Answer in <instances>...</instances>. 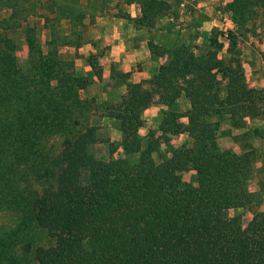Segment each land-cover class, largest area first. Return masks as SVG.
I'll list each match as a JSON object with an SVG mask.
<instances>
[{"label":"trees","instance_id":"trees-1","mask_svg":"<svg viewBox=\"0 0 264 264\" xmlns=\"http://www.w3.org/2000/svg\"><path fill=\"white\" fill-rule=\"evenodd\" d=\"M135 1L140 14L127 19L137 29L168 8L165 0ZM56 6L71 31L51 29L43 49L26 29V71L14 39L0 32V206L17 211V224L0 231V264H264V211L246 224L227 215L251 202L252 153L215 145L223 117L240 126L264 107L263 89L246 83L236 34H226L222 56L214 31L209 53L148 39L151 56L167 59L137 83L120 74L125 92L103 116L118 122L121 138L117 146L108 140V157L98 158L90 149L102 142L89 122L91 101L81 97L89 79L57 53L85 42L77 28L85 14ZM252 7L264 9V0H231L225 8ZM153 104L161 105L158 134L150 129L144 141L138 130ZM183 133L189 143L172 146L171 137ZM188 170L195 185L182 182Z\"/></svg>","mask_w":264,"mask_h":264},{"label":"rangeland","instance_id":"rangeland-1","mask_svg":"<svg viewBox=\"0 0 264 264\" xmlns=\"http://www.w3.org/2000/svg\"><path fill=\"white\" fill-rule=\"evenodd\" d=\"M165 1L168 6L166 13L158 17L150 28L141 27L137 29L133 21L127 19L128 15L136 18L140 14L141 6L135 0H0V32L14 39L17 45V64L22 71L27 70L30 59L28 45L24 36L26 29H32L36 35L37 42L43 49H46L45 41L51 29L56 31L64 29L68 34L71 31L69 19L62 18L60 13V16L56 17V12H53V8H57L56 5L61 8L62 5L67 7L70 4L85 14L82 24L77 26L78 29L80 28L86 33L87 37L84 40L85 42L79 46L82 49L79 50V47L71 45H62L58 47L57 53L59 58L73 61L74 69L78 76H85L89 79V84L82 90L81 97L91 101L90 112H92V115L89 122L90 125L96 126V133L102 142L91 145L90 149L98 158L108 157V140L113 142L114 146H117L121 138L118 122L103 116L105 106L117 102L121 92L119 94L117 90L110 91V100L106 101V103L101 101V97H103L101 90L103 65L99 60V51L87 53L89 46L84 47L86 43H91L94 36L98 35L99 27L104 25V21H122L125 23V31L128 30V27L135 28L138 32L135 36H131V32H126L127 40L134 44L137 42V37L143 40L146 48H148V39L153 40L155 43L163 42L165 45L186 42L190 45H197L200 50H197L196 53H200L201 50H204V53L210 52L212 47L207 46V38L214 31L217 33L218 41L223 45L218 52L219 56L226 54L228 46L226 34L229 31H233L236 34V46L240 50L241 59H243V51H246L251 46L256 47V43H259L264 37L263 8L252 7L244 12L237 11L232 13L225 8L226 4L231 0ZM75 3L77 6H75ZM164 58L166 61L167 57L164 56ZM89 62L98 68L101 73L100 78L93 74ZM86 64L89 67L88 72L83 70L82 65L85 66ZM120 74L121 72L113 71L111 76L117 82H123L124 77ZM185 107L184 102L181 100L180 108L184 110ZM158 120L159 115L154 117V119L148 116V119L144 120L143 125L138 130L144 141L150 129L156 131L155 136L158 134ZM222 120H228V118L223 117ZM181 121L184 122V118ZM56 140V138H51L49 141L53 143ZM183 143H189L186 133L171 137L172 146L176 147ZM160 150L165 152L168 148L166 145L161 144ZM120 151L121 149L118 148L115 155L121 153ZM153 158L158 161V152L153 153ZM182 182L195 185V172L193 170L184 171L182 173ZM252 200H255L254 195H252ZM237 209H230L227 215H238L243 224H246L254 216L250 218L249 215L251 213L247 212L248 214L243 215ZM16 224L17 211L0 206V231L11 229Z\"/></svg>","mask_w":264,"mask_h":264},{"label":"crops","instance_id":"crops-1","mask_svg":"<svg viewBox=\"0 0 264 264\" xmlns=\"http://www.w3.org/2000/svg\"><path fill=\"white\" fill-rule=\"evenodd\" d=\"M126 32H131V36L138 34L137 30L132 27H128V30L125 31V23L122 21H104V25L99 27L98 35L93 37L91 43L84 45V47L89 46L87 53L99 51V60L103 65V79L101 80L103 97H101V101L105 103L110 100V91L117 90L119 94L120 92L123 94L126 89L123 82H117L112 78L113 71L129 73L128 81L137 83L149 78L165 61L164 56H151L150 51L140 38H136L135 44L129 42ZM256 44V47H248L246 51L242 52L244 75L249 87L264 91V37ZM81 49L82 47H79V50ZM75 61L77 60L75 59ZM82 66L83 70L88 72V65ZM160 108L159 104L147 107L143 111V119L147 120L148 116L154 119ZM215 145L219 149H228L238 154L245 151L252 153L253 162L248 190L254 195L255 200L237 210L243 215L248 214L247 212L251 213L250 218L254 213L264 211V107L261 114L252 117L246 116L240 126H234L228 120H221Z\"/></svg>","mask_w":264,"mask_h":264}]
</instances>
